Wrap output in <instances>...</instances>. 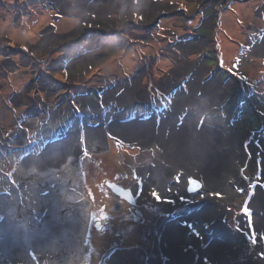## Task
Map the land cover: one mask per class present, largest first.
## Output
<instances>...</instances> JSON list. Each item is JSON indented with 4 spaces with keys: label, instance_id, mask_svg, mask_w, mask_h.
Segmentation results:
<instances>
[{
    "label": "rangeland",
    "instance_id": "374dc122",
    "mask_svg": "<svg viewBox=\"0 0 264 264\" xmlns=\"http://www.w3.org/2000/svg\"><path fill=\"white\" fill-rule=\"evenodd\" d=\"M53 79L63 88L49 100ZM136 84V97L120 91ZM89 130L104 131L101 146ZM72 139L79 148L62 159ZM167 159L198 174L166 177L157 203L136 199L139 170ZM203 177L219 181L227 226L194 217L191 237L160 244L164 202L178 185L209 193ZM262 216L264 0H0V264H221L209 244L230 230L235 264H264L260 234L241 227L264 236Z\"/></svg>",
    "mask_w": 264,
    "mask_h": 264
},
{
    "label": "bare ground",
    "instance_id": "6f19581e",
    "mask_svg": "<svg viewBox=\"0 0 264 264\" xmlns=\"http://www.w3.org/2000/svg\"><path fill=\"white\" fill-rule=\"evenodd\" d=\"M136 85L124 86V88L122 86L120 91L124 92V96L127 98L136 97V95H138V93H139L138 92L139 87H138V85L137 86ZM127 87H128V89H126ZM110 130L117 137H121V138H124L127 140H130V139L131 140H140V136L144 137V135L141 133H139L140 135L135 134V133H130V132L125 133V131L123 129H110ZM151 130H154V129H151ZM89 131H91V130H89ZM91 133H92V131L90 132V135H89V133L87 134V141L86 142L88 143V145L91 147L101 146L104 142V134H103L104 131L99 130V131H96V133H94V134H91ZM74 140H76V139H74ZM74 140L73 139L71 140L69 147L66 148V150H63V152H61L59 154V157H61L63 159L66 157L73 156V154L79 148L75 144ZM162 149H163V152L165 154L166 148L163 146ZM165 156H166V154H165ZM167 161L169 162L167 165H164L161 163L157 164V162H156V163L150 164V165L146 166L145 168H142L139 170L138 175H139L141 181L139 183H137V185L135 186V189H134V194H135L136 199H139V201H144L145 199L149 200L147 198H154L152 194H153V192L156 193V191H153V190L158 189L160 183L162 181H164V179L170 175L175 176V177L179 176V175H183L185 177V176H188L190 174H198V173H195L192 171H188L187 170L188 167H183V166H180L178 164H175V163L171 162V160H169V159H167ZM208 168H210V170L212 172L214 169V165H209ZM235 169L237 172H239L238 167ZM144 171L147 172V178L144 175V173H145ZM199 176H203V175H199ZM224 177H226V176H224ZM237 179H239V176H237ZM202 182L204 183V187L209 188V193H206L204 190H202V192H201L202 194H200L199 196H193L192 194L186 192L183 187L178 185V188H176V190H175V196H173L172 199L168 200L170 202H164V205H165L164 212L166 215L164 214V216H165L164 218L163 217L159 218V220H158L159 227H158V231L156 234L157 239L160 242V244H161L162 239L166 236L171 237L173 239L185 238L186 240L188 239L187 237H191L190 224H191V221L193 220L194 217L201 218L205 222L206 228L209 227L208 224L212 225L213 226L212 229L213 230L216 229L218 231V233L221 232L222 227L227 226L226 220L228 218V215H227L228 211L226 209V201L224 199H222L220 197V195L219 196L215 195V193H219L217 189L220 188V184H219L218 179L213 180L211 178H204L203 177ZM154 185H155V188H154ZM224 185H226V187ZM224 185L221 187H225L224 191L227 193H230L229 188L231 186V183L229 182V180L224 182ZM169 189L171 190L170 187H169ZM153 200H156V199L154 198ZM157 202H159V201L156 200V203ZM206 206H207V209H206ZM190 207H193V208L200 207L201 213L197 214V212L195 210L192 218H185V217L182 218L180 216L181 219L175 220V222L174 221L173 222L170 221V223L166 222L168 220L167 218H170L172 215H176V212L178 214H180L182 208L186 209V208H190ZM210 207H211V209H210ZM156 209H158V206L155 207V210ZM205 209H206V211H205ZM159 212H160V214L163 213L161 211H158V213ZM188 214H191V213L186 211L187 216H188ZM240 221H242L241 218H240ZM244 221H245V219H244ZM244 221H243V223H241V227L243 229H245V227H248L247 231H249L251 234H252V232L257 230L256 232H258L260 234V236H256L254 234H252V235L256 241H260V245H263L264 244V236H262V231L258 230L260 228L256 226L257 224L250 223V222H244ZM259 221H260L259 224L264 225V216H262V218ZM221 224L224 226L221 227ZM210 231H212V230H210ZM230 231L227 233V235L223 236V237H225L224 238L225 240L223 242H221L220 240H217V241L214 240V241L210 242V244H209L211 246L216 247L217 250L220 252L219 259L222 262L221 264H235V261L238 258L237 254L242 249V246H238L236 244V241H238V239H237L238 236L232 230H230ZM168 233H170V236L168 235ZM184 233H186L187 237L185 236ZM216 239H218L217 236H216ZM206 242L209 243L208 240ZM239 262H241V261L239 260Z\"/></svg>",
    "mask_w": 264,
    "mask_h": 264
},
{
    "label": "flooded vegetation",
    "instance_id": "af4514ba",
    "mask_svg": "<svg viewBox=\"0 0 264 264\" xmlns=\"http://www.w3.org/2000/svg\"><path fill=\"white\" fill-rule=\"evenodd\" d=\"M34 59V60H33ZM40 60H43V59H40ZM30 61H33L35 64H38V65H43L45 62H44V60L43 61H39V59H35V57L33 58H30V60H29V62ZM32 62H30L29 64H31ZM62 88H63V84L62 83H60L57 79H53L52 80V82L51 83H49V85H47V86H45V87H43L42 89H41V91H43V92H45L46 94H48V97H49V100H50V98H52V96L53 97H57V96H59V94H58V92L60 93V90H62ZM47 91V92H46ZM70 96H72V95H70ZM31 100V99H30ZM27 101V103H28V105H29V107L30 106H33L34 108L36 107L35 106V104L34 103H32L31 101H29V99L28 100H26ZM36 109V108H35ZM38 109V108H37ZM36 111V114H38L40 111H38V110H35ZM70 112H73V111H70ZM69 112V113H70ZM69 113H67L66 114V117L69 115ZM47 114L48 115H50V116H48V120L51 118V116L53 115V114H55V113H52L51 114V111L50 110H48L47 111ZM64 118V117H63ZM62 118V119H63ZM23 118H21L20 120H22ZM54 120H55V118H54ZM44 129L41 131V133L42 134H44ZM47 133L49 134V131H47ZM45 135V134H44ZM46 137H49V135H46ZM36 141L35 142H29V148L31 149V148H33V147H35V145H38L39 146V142H38V137H37V139H35ZM36 148V147H35ZM17 150H19L18 148H17ZM10 152H13V150H12V148L10 149ZM9 152V153H10ZM8 153V154H9ZM108 183V182H107ZM115 184V183H114ZM117 184V183H116ZM119 185V184H118ZM108 186V185H107ZM121 186V185H120ZM109 187V186H108ZM123 187V186H122ZM123 188H125V187H123ZM109 189L114 193V191L109 187ZM126 189V188H125ZM131 192V191H130ZM115 194V193H114ZM131 194H132V192H131ZM115 195H117V194H115ZM118 197H120L119 195H117ZM120 198H122V197H120ZM131 198H133V196L131 195ZM126 203H128L129 205H135V202H134V198L133 199H131V200H126V199H124V198H122ZM162 248H163V246H161Z\"/></svg>",
    "mask_w": 264,
    "mask_h": 264
},
{
    "label": "water",
    "instance_id": "95a60500",
    "mask_svg": "<svg viewBox=\"0 0 264 264\" xmlns=\"http://www.w3.org/2000/svg\"><path fill=\"white\" fill-rule=\"evenodd\" d=\"M108 186L114 191L115 194L119 195L120 197L126 199V200H131L133 198H131V192L129 189H125L117 184H111V183H107ZM200 184L196 181H193L192 184L189 187V190L192 192H197V190L199 189Z\"/></svg>",
    "mask_w": 264,
    "mask_h": 264
},
{
    "label": "snow or ice",
    "instance_id": "6c2138e0",
    "mask_svg": "<svg viewBox=\"0 0 264 264\" xmlns=\"http://www.w3.org/2000/svg\"><path fill=\"white\" fill-rule=\"evenodd\" d=\"M152 195H153V197H154L157 201L160 200V196H159V194L153 192ZM215 195L219 196L220 194H219V193H215ZM165 202H170V201H165ZM252 242L255 243V239H253ZM262 255H264V254H262Z\"/></svg>",
    "mask_w": 264,
    "mask_h": 264
},
{
    "label": "crops",
    "instance_id": "0c3cea01",
    "mask_svg": "<svg viewBox=\"0 0 264 264\" xmlns=\"http://www.w3.org/2000/svg\"><path fill=\"white\" fill-rule=\"evenodd\" d=\"M98 20H99V19H98ZM98 20L96 21V20L94 19L93 21H94V22H95V21H96V22H98ZM90 21H92V18H91V20H90ZM94 22H93V23H94ZM99 22H101V21H99Z\"/></svg>",
    "mask_w": 264,
    "mask_h": 264
},
{
    "label": "trees",
    "instance_id": "16d2710c",
    "mask_svg": "<svg viewBox=\"0 0 264 264\" xmlns=\"http://www.w3.org/2000/svg\"><path fill=\"white\" fill-rule=\"evenodd\" d=\"M157 26H159V25H157ZM157 29H160L159 27H157ZM156 33V32H155Z\"/></svg>",
    "mask_w": 264,
    "mask_h": 264
}]
</instances>
